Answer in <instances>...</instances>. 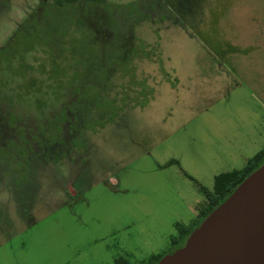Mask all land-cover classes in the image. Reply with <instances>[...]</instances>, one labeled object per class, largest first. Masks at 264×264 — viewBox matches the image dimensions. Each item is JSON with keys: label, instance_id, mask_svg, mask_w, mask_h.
<instances>
[{"label": "rangeland", "instance_id": "374dc122", "mask_svg": "<svg viewBox=\"0 0 264 264\" xmlns=\"http://www.w3.org/2000/svg\"><path fill=\"white\" fill-rule=\"evenodd\" d=\"M54 1L0 0V47ZM99 1L120 55L69 118L0 105V264H156L264 149V0Z\"/></svg>", "mask_w": 264, "mask_h": 264}, {"label": "trees", "instance_id": "16d2710c", "mask_svg": "<svg viewBox=\"0 0 264 264\" xmlns=\"http://www.w3.org/2000/svg\"><path fill=\"white\" fill-rule=\"evenodd\" d=\"M77 1L55 0L40 11H32L8 43L0 47V89L6 85L8 90L0 94V105H5L10 119L29 118L48 124L68 119L73 106L91 94L106 67L116 63L120 33L110 29V21H102L91 0L86 3V11L73 10ZM21 37L29 41L25 49L15 46ZM263 156L264 149L244 168L218 175L214 191L202 186L208 201L198 216H207L223 202L261 165ZM180 231L191 233L188 226Z\"/></svg>", "mask_w": 264, "mask_h": 264}, {"label": "water", "instance_id": "95a60500", "mask_svg": "<svg viewBox=\"0 0 264 264\" xmlns=\"http://www.w3.org/2000/svg\"><path fill=\"white\" fill-rule=\"evenodd\" d=\"M156 264H264V163Z\"/></svg>", "mask_w": 264, "mask_h": 264}, {"label": "flooded vegetation", "instance_id": "af4514ba", "mask_svg": "<svg viewBox=\"0 0 264 264\" xmlns=\"http://www.w3.org/2000/svg\"><path fill=\"white\" fill-rule=\"evenodd\" d=\"M180 246H181V245H179V246L175 247V249H176V248H178V247H180ZM175 249H173L172 251H174ZM172 251H171V252H172Z\"/></svg>", "mask_w": 264, "mask_h": 264}, {"label": "crops", "instance_id": "0c3cea01", "mask_svg": "<svg viewBox=\"0 0 264 264\" xmlns=\"http://www.w3.org/2000/svg\"><path fill=\"white\" fill-rule=\"evenodd\" d=\"M262 151V150H261ZM260 152V151H259ZM198 214H199V211L196 213V216H198Z\"/></svg>", "mask_w": 264, "mask_h": 264}]
</instances>
